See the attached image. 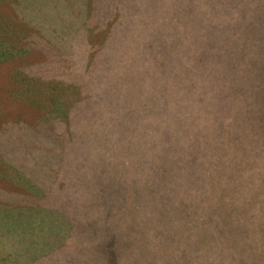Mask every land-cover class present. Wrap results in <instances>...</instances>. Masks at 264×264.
I'll return each mask as SVG.
<instances>
[{
  "label": "rangeland",
  "instance_id": "1",
  "mask_svg": "<svg viewBox=\"0 0 264 264\" xmlns=\"http://www.w3.org/2000/svg\"><path fill=\"white\" fill-rule=\"evenodd\" d=\"M229 1L0 0V47L13 49L0 55L18 54L26 88L18 107L0 105V264H136L137 247L163 243L165 264H264V145L246 164L234 144L262 142L264 0ZM218 130L236 141L206 159L235 157L234 173L249 174L236 211L184 207L172 188L153 206L169 133H202L207 147ZM176 156L174 182L190 170L203 192L204 173L231 183L212 164L201 176L197 152ZM161 210L168 234L147 245L152 233L139 239L136 227Z\"/></svg>",
  "mask_w": 264,
  "mask_h": 264
},
{
  "label": "trees",
  "instance_id": "2",
  "mask_svg": "<svg viewBox=\"0 0 264 264\" xmlns=\"http://www.w3.org/2000/svg\"><path fill=\"white\" fill-rule=\"evenodd\" d=\"M235 0H230L229 2H234ZM209 10V9H208ZM219 21L221 23L226 22V20L220 16L219 17ZM210 28L209 27H206ZM261 51H257L254 52V56L253 57H258V55H260ZM205 64V63H203ZM213 70H215V66H213ZM202 69H211V66H207L206 65H202ZM205 71H203L201 74V77L204 78V81L207 82L208 77L206 75H204L203 73H205ZM214 77V74H213ZM203 78H202V82H203ZM204 83V82H203ZM205 84V83H204ZM211 84V91H213V95H210V100L214 103L215 99L214 95L216 94V90L218 87V85H216L214 83V80L210 81ZM212 103V104H213ZM211 104V105H212ZM249 104L246 105V107H248ZM244 107V109L246 108ZM208 109H205L204 111L207 112ZM254 111V110H253ZM236 114H238V110L235 109ZM255 113V112H254ZM244 114L246 116H250L252 118H256L257 115L256 114H252L249 115L246 112H244ZM217 118L222 117V115H218L216 114ZM222 119V118H221ZM226 120V119H225ZM222 122V121H221ZM261 124V138H262V142L261 144L257 143V140H255L253 143L252 141L248 140L247 138H245V136L239 138L236 141V138H234V135L229 132L228 134H224L221 136H215L218 132H214L211 136V134L208 136L210 137V144L209 146L205 147V146H201L200 140H202V133H197L195 135L191 134L190 131L187 132H182L181 134H177L175 132L169 133V135L166 137V141L169 142L168 143V152H167V157L165 158V160H160L159 163L154 162L153 163V167L156 169L158 176H159V181L158 183H155L154 186V192L151 193V195L153 196V200H151L152 205L155 207H158L157 204L160 201L161 198L163 197H167L169 195V193L172 192H176V196H174V200L177 199V201L183 205L184 207H187L188 205L191 204H196L199 205L201 207V209H205L207 207H212L215 208L218 212V214H224L227 213V210H232V211H236L234 209V206L236 205V199L234 198V195L238 192H241L242 189L244 188L243 186H240V181L244 180L247 177V174L244 176L241 175H237L235 174V170H234V162H235V157H231L228 156L229 158L227 159H223L219 162H212L211 159H206V154L209 152H216L217 150H222L225 152V148L229 147V145H231L233 143L234 140V144L236 143H241L242 145H240V149L242 151V158L246 161V164L253 162L251 160L252 155L254 156V154L256 155L258 151L257 148L261 147V145H264V118L258 120V124ZM210 128H215L213 125ZM216 129H218V127H216ZM215 129V130H216ZM234 133V132H233ZM204 136V135H203ZM181 137H182V143L181 144ZM261 138H259V140H261ZM233 144V145H234ZM183 146V147H182ZM180 153L183 156L188 155L191 152H197L198 156V160H197V172L202 176V174L205 172L206 168L203 167V165H201L200 163H204V164H212V166L215 168L218 167L219 172L218 175L222 176V178H224V181H231V183H226L227 185L224 186H219L217 185L218 183L216 181H212L211 178H208V174L204 173L203 176L204 178L202 179V184L204 183H208V189L206 190V192L204 191V187L203 185H200L198 187V183L197 181L200 180L198 177H194L192 173H190V170L185 171L184 173H182L181 175L176 177V181H173V177L177 174L176 169L174 168L173 164L176 160H177V156L174 159H170V153ZM254 152V154H253ZM223 154V153H222ZM229 154L233 155V151H230ZM170 158H169V157ZM213 160V159H212ZM173 171H176V173H174ZM170 172V173H169ZM165 175H167L166 177H170V184L169 186H167L164 182L163 179L165 178ZM249 175V174H248ZM218 177V176H217ZM188 182L191 185V188L187 189V190H175L177 185L176 184H180L183 181ZM206 180V181H205ZM261 180V178H260ZM212 181V182H211ZM165 184V189L163 187H161V183ZM211 182V183H210ZM246 187H248V185H246ZM162 188V190H161ZM171 188L174 189V191H171ZM207 188V187H206ZM253 189H257L256 192H261V181L258 185H255L253 188L250 187L249 190H253ZM189 190H191V193H188ZM161 191H163V193H166L165 196L162 195H158ZM155 194V195H154ZM151 196V197H152ZM234 203V204H233ZM242 204L243 205H248V206H253V210L258 211L259 209V205L255 202L252 203V201H250L247 197L246 198H242ZM232 207V209H230ZM159 208V207H158ZM256 208V209H255ZM239 211H243L241 208H239ZM237 214H240L239 212H235ZM141 216V217H140ZM145 216H149L144 214L142 211L140 213H138V220L137 222H142V219H144ZM163 211L161 210L160 215H155L156 217V222H153L152 225L150 226H140L137 225V229L139 230V233H137L138 238H142L145 234H146V230L151 232L153 236H148V244L147 245H154V243L158 242V239L160 238L161 235L163 234H168V229H166V226L161 225V219L163 218ZM210 216V215H209ZM237 216V215H236ZM239 217V216H238ZM159 220V222H158ZM184 218L183 216L179 217V219L177 220V222H181L178 223L179 225L184 223ZM250 223H253L252 221H250ZM153 224H160L158 227H156ZM175 224V223H174ZM165 227L166 230H164L163 228ZM252 234V232H251ZM225 235V234H223ZM222 235V236H223ZM231 235H237V233L232 232ZM221 236V237H222ZM222 240L224 239L221 238ZM164 242V241H163ZM163 245H165V243L162 244L161 247L157 248L154 247L152 249H148L147 251H151V250H157L158 254H153V253H148L145 252L143 250L142 247H137V251H136V258H138L137 260L139 261L136 264H148L150 261H153L154 264H165L163 263V261L166 259L165 256H168V253L166 252L168 249H166ZM136 260V261H137Z\"/></svg>",
  "mask_w": 264,
  "mask_h": 264
},
{
  "label": "crops",
  "instance_id": "3",
  "mask_svg": "<svg viewBox=\"0 0 264 264\" xmlns=\"http://www.w3.org/2000/svg\"><path fill=\"white\" fill-rule=\"evenodd\" d=\"M0 50L4 53L7 50L13 51L11 47H0ZM12 54V53H11ZM15 58V59H14ZM18 54L13 53L8 57H4L0 55V76L2 77V85L3 91H0V105L5 103L18 107V100L20 97L24 96L26 98L25 93V80H24V64L20 67L19 62H15L17 60ZM23 69V70H22ZM1 89V90H2ZM29 98H31V93L29 91ZM3 101V103H2ZM13 101V102H12Z\"/></svg>",
  "mask_w": 264,
  "mask_h": 264
}]
</instances>
